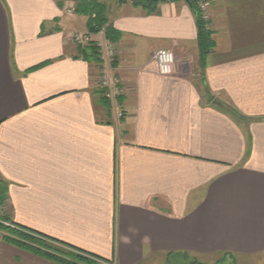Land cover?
Returning a JSON list of instances; mask_svg holds the SVG:
<instances>
[{
  "label": "crops",
  "instance_id": "obj_1",
  "mask_svg": "<svg viewBox=\"0 0 264 264\" xmlns=\"http://www.w3.org/2000/svg\"><path fill=\"white\" fill-rule=\"evenodd\" d=\"M209 1L202 61L187 0H97L124 87L109 101L73 41L89 30L76 1L0 0V175L15 225L114 264L264 254V0ZM159 48L174 52L171 75ZM0 264L62 263L3 239Z\"/></svg>",
  "mask_w": 264,
  "mask_h": 264
},
{
  "label": "trees",
  "instance_id": "obj_2",
  "mask_svg": "<svg viewBox=\"0 0 264 264\" xmlns=\"http://www.w3.org/2000/svg\"><path fill=\"white\" fill-rule=\"evenodd\" d=\"M140 2L148 5V11H154L157 7V4L161 1H154V0H139ZM188 4L194 11L197 19V27H198V47L200 52V58L203 61L207 54H209L215 47V41L213 40V31L207 27V22L202 19V14L199 9L198 0H187ZM85 3V2H84ZM83 5V4H82ZM91 9H83L79 10V12L86 13L88 16V29L89 32H99L101 29L106 27L109 24V20L105 15V6L101 3L95 2L92 4H86L85 8ZM79 8V7H78ZM110 26V27H109ZM107 25V32L110 38H114L112 36L113 29L111 25ZM115 39V38H114ZM80 48V47H79ZM78 48V49H79ZM80 55L83 59H91L93 61L99 62L100 53H99V46L95 45V43H90L89 45L83 46L80 49ZM102 90V89H101ZM103 93V90H102ZM103 96V94H102ZM107 99L105 96H103ZM9 199V184L8 181L5 180L0 175V212L3 211L2 208L4 206L8 207L7 201ZM10 214V210H9ZM8 213H4L0 215V227L5 229L8 234L4 236V240L18 245L24 249H27L31 252L36 254L42 255L44 257L50 258L54 261L60 262L62 264H102L105 262H109L108 259H105L101 256L96 254L78 249L72 245H65L70 248L72 251H68L67 253L63 254L58 251L53 245H50L48 241L62 244L53 237L44 235L36 230L21 227L16 225V228H11L3 224L4 220L12 221L11 216ZM224 254H231V253H224Z\"/></svg>",
  "mask_w": 264,
  "mask_h": 264
},
{
  "label": "rangeland",
  "instance_id": "obj_3",
  "mask_svg": "<svg viewBox=\"0 0 264 264\" xmlns=\"http://www.w3.org/2000/svg\"><path fill=\"white\" fill-rule=\"evenodd\" d=\"M76 1V4L74 6V10H78L79 5L81 4L80 1L81 0H74ZM97 2V0H94ZM135 2H140L139 0H133ZM209 3L210 1L207 0ZM80 3V4H79ZM141 5H144V7L148 8V5L146 3L142 4L139 3ZM210 13L213 14L212 12V8H211V4H210ZM212 19V16H211ZM211 23L210 22V29H211ZM110 24V22H109ZM109 24H107L109 26ZM104 27L103 29H101L99 32H90L93 35L95 34H101L103 36H105V40H103V38L100 40H98V38H92V36L90 37V39L86 42H84V44H79L78 42H76L75 37H73V41L75 42V44L77 45V48H81L83 46L89 45L90 43H95V45L99 46V53H100V59L99 62H95L97 64L98 67V84L100 87V81L103 77V75L106 73L109 76H117V77H121L120 74H113L114 73V63L117 62V38L113 39L110 38L108 36V33L106 28ZM110 27V26H109ZM212 30V29H211ZM89 32V30H88ZM75 36V35H74ZM79 48V49H80ZM112 50L113 52V57H114V61L110 62V59L107 60V58H105V54L109 53V50ZM173 51V50H172ZM110 63V64H109ZM122 78V77H121ZM123 80V79H122ZM123 83V82H121ZM101 88V87H100ZM124 88V87H123ZM103 96L104 93H102ZM106 97V96H105ZM122 97V96H121ZM121 97H118L116 100L119 101L121 99ZM108 99V98H107ZM109 101H111L110 99H108ZM113 100V101H116ZM3 211L0 212V215L4 214V213H8L9 214V208L6 206H4V208H2ZM10 215V214H9ZM1 219V218H0ZM3 224L6 226H9L11 228H16V225L12 222V221H8V220H4ZM8 232L0 227V240L4 239V236L7 235ZM47 242L50 245H53L58 251H60L61 253L65 254L68 251H72L70 248L62 246V245H58V243H54V242H50L47 240ZM102 264H114L112 262H105ZM154 264H264V254L261 255H257V256H244V255H235V254H217V255H187V254H181L178 253L176 255H172L170 257L167 256H162L160 258H158L156 260V262Z\"/></svg>",
  "mask_w": 264,
  "mask_h": 264
},
{
  "label": "built area",
  "instance_id": "obj_4",
  "mask_svg": "<svg viewBox=\"0 0 264 264\" xmlns=\"http://www.w3.org/2000/svg\"><path fill=\"white\" fill-rule=\"evenodd\" d=\"M198 4H199V9L200 12L202 14V19L207 22V27L210 28V22H211V16L212 14L210 13L211 9H210V3L207 0H198ZM90 32L86 33V34H80L77 33L75 34V39L76 42H78L79 44H84V42L88 41L90 39ZM161 50H165V51H170L173 54L174 57V62L171 65V71L168 73H162L160 71V67H159V60L156 56V54L158 52H160ZM105 58L110 59V62L114 61V57H113V52L110 49L108 54L104 55ZM153 59H155V61L157 62L158 65V69L159 72L161 74L164 75H171L175 72V67H176V61H175V55L174 52L169 49V48H159L157 50L154 51L153 53ZM110 64V63H109ZM122 82V78L115 76H109L108 74H104L101 81H100V87L103 90L104 95L106 96V98L110 99L111 101L116 100L118 97H121L124 94V88H123V83ZM119 116H122V113H119Z\"/></svg>",
  "mask_w": 264,
  "mask_h": 264
},
{
  "label": "clouds",
  "instance_id": "obj_5",
  "mask_svg": "<svg viewBox=\"0 0 264 264\" xmlns=\"http://www.w3.org/2000/svg\"><path fill=\"white\" fill-rule=\"evenodd\" d=\"M156 56L159 60L160 71L162 73L170 72L172 70L171 65L174 62L173 54L170 51L161 50Z\"/></svg>",
  "mask_w": 264,
  "mask_h": 264
},
{
  "label": "water",
  "instance_id": "obj_6",
  "mask_svg": "<svg viewBox=\"0 0 264 264\" xmlns=\"http://www.w3.org/2000/svg\"><path fill=\"white\" fill-rule=\"evenodd\" d=\"M154 1H158V0H154Z\"/></svg>",
  "mask_w": 264,
  "mask_h": 264
}]
</instances>
